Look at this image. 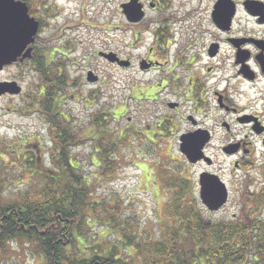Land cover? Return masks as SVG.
I'll list each match as a JSON object with an SVG mask.
<instances>
[{"label":"rangeland","instance_id":"1","mask_svg":"<svg viewBox=\"0 0 264 264\" xmlns=\"http://www.w3.org/2000/svg\"><path fill=\"white\" fill-rule=\"evenodd\" d=\"M64 1L66 0H62V3ZM121 1H72L73 21L65 24L61 17L45 20L36 45L39 49H47L44 56L48 62L52 61L48 69L56 66L62 69L64 85L59 94L63 98L61 109L65 116L62 120L65 126L77 133L88 131L91 123L99 118L114 135L120 131L128 134L124 143L115 145L114 150H111V158L115 159V163L102 176L98 175L97 167L93 165L94 141L84 140L72 149L74 163L79 164L80 173L85 175L88 185L91 186L88 197L90 204L86 210L88 215L82 220L83 224L75 236L74 244L82 242L110 249L112 244H120L117 236L128 243L124 236L126 232L133 235L128 239L137 240L138 236L142 242L136 248L127 244L120 256L128 264H142L145 246L151 244L150 240L155 242L160 238L156 216L162 214L166 203L163 187L167 176L163 177L159 173V187L156 186L153 193V177L146 180V170L154 168L151 167V162H158L156 167L160 171L159 163L162 161L168 167H180L179 176L193 180L196 179L200 167L190 168L184 163L176 136H156L155 143H152L141 132L152 119L171 114V109L162 104L164 100L171 99L167 90L164 89V92L158 94L159 103L154 107L149 101L139 99L135 92L139 79L148 78L151 74L143 76L136 67L126 71L119 70L98 54L108 50L123 54V47V51L135 61L145 49H131V36L127 35L124 39L118 36L120 33L115 32L118 31L115 24L119 25L116 10ZM44 3L46 1L43 0ZM43 4L39 0L34 6L41 11ZM166 60H170L169 57ZM89 70L99 76V82L91 83L87 80ZM5 81L17 82L21 86V92L0 95V199H21L24 193L39 192L41 189L39 182H29L34 178H31V171L24 168V156L27 158L30 153H34V159L39 165L53 168L50 152L51 126L47 118L42 116V109H39L42 107L39 103L42 100L39 91L43 82L32 63L27 61L3 67L0 69V82ZM165 83L164 81L162 86ZM254 85V97L259 100L264 94V81ZM262 103L263 100L255 102L253 107L264 122ZM133 128L136 130L133 131ZM247 140L251 141L250 135ZM254 140L256 150L248 158L253 166L244 175H240L243 182H240L238 191L232 192L231 201L222 209L212 211L198 205L207 219L216 223L230 222L240 219L242 213H247L258 221V225L264 226L263 209L253 207L243 195L248 182L250 190L258 189L264 183V148L259 142L260 139ZM229 163L224 161L218 165L228 167ZM160 219L164 225L169 218ZM34 248L32 242H8L0 250V264H38L40 259ZM254 257L259 260L257 256ZM255 261L251 254L245 264H256Z\"/></svg>","mask_w":264,"mask_h":264},{"label":"flooded vegetation","instance_id":"2","mask_svg":"<svg viewBox=\"0 0 264 264\" xmlns=\"http://www.w3.org/2000/svg\"><path fill=\"white\" fill-rule=\"evenodd\" d=\"M14 1L25 3L28 14L39 26L33 42L25 48L31 49L29 60L14 64L31 62L40 52L44 67L39 74L43 82L39 94L46 100L48 82L63 76L61 67L48 69L52 61L48 62L44 56L46 48L37 47L38 34L45 20L61 17L65 24L72 22L71 3L78 0L63 3L62 0H44V4L41 0V11L34 6L39 0ZM130 1L122 0L117 7L119 25L115 24L118 30L115 32L124 39L130 35V48L144 47L143 53H139L135 61L123 47H120L123 54L115 50L98 54L119 70L136 67L143 76L151 74L139 79L135 92L139 99L149 101L154 107L159 103L158 94L167 90L171 99L162 104L171 109V114L152 119L141 132L151 137V142L156 136H176L178 150L182 135L192 139L189 144L199 148L200 158L189 162L181 155L188 167H200L193 179L194 189L199 193L201 175L219 178L227 191L226 203L217 210L222 209L243 182L240 175L253 166L248 158L256 150L254 139H260L264 148V122L253 107L260 100L264 105V94L258 100L252 91L254 83L264 81V0H137L142 11L138 21L128 19L125 5ZM107 53L114 54L118 60H107L103 56ZM118 61H123V65ZM88 72L87 76L94 78L91 83L99 82L97 74ZM249 135L251 141L247 140ZM224 161L230 162L228 167L218 165ZM249 187L248 182L243 195L251 193V199L258 189H264V185L251 190ZM251 204L255 207L253 201ZM203 208L207 209L205 205ZM38 264L45 262L40 259Z\"/></svg>","mask_w":264,"mask_h":264},{"label":"trees","instance_id":"3","mask_svg":"<svg viewBox=\"0 0 264 264\" xmlns=\"http://www.w3.org/2000/svg\"><path fill=\"white\" fill-rule=\"evenodd\" d=\"M39 55L40 52L31 61L38 74L44 67V60ZM63 84L60 78L49 81L47 98L39 101L42 106L39 109L52 125L53 168L39 165L34 153L23 157L24 168L29 169L34 178L29 182H39L41 189L24 193L21 199H0V250L8 242L25 241L35 245L36 254L45 264H128L120 256L121 252L127 244L132 248L139 247L142 241L138 236L137 240H131L128 237L133 235L125 232L128 243L117 236L120 244H112L110 249L82 242L74 244L82 220L88 215L91 186L80 173L79 164L74 163L72 151L84 140L94 141L93 165L102 176L115 163L111 150L124 143L128 134L120 131L114 135L99 118L91 123L88 131L77 133L65 126L61 109L63 98L58 92ZM144 138L150 141L151 137ZM150 165L154 168L146 170V180L153 177V193L154 188L159 187V173L167 176L163 187L166 203L162 214L156 216L160 238L155 242L150 240L151 244L145 246L142 264H245L251 254L256 264H264L263 225H258V221L247 213L230 222L216 223L207 219L198 208L200 201L193 180L179 176L180 167H168L161 161L158 171V162ZM245 197L248 202L253 201L255 208L264 211V189H258L252 199L251 193ZM162 217L169 218L167 224L162 225Z\"/></svg>","mask_w":264,"mask_h":264},{"label":"water","instance_id":"4","mask_svg":"<svg viewBox=\"0 0 264 264\" xmlns=\"http://www.w3.org/2000/svg\"><path fill=\"white\" fill-rule=\"evenodd\" d=\"M136 1L131 0L125 5V8L128 7L127 13L130 21H138L142 17L140 5L136 4ZM37 30L38 22L28 15L25 3L0 0V69L4 65L17 60L22 61L31 56V49L25 50V48L33 42ZM20 55L22 56L18 59ZM103 56L112 62L118 60L112 53L103 54ZM118 62L119 65H123V61ZM89 75L87 79L94 81V78L89 77ZM19 91L20 87L15 81L0 82V95L6 92L18 93ZM189 139L187 135L180 137V152L186 156L188 161L195 162L200 158L199 148L191 146ZM199 182L201 186L200 199L209 210H215L226 202L227 191L224 184L216 176L204 177L201 175Z\"/></svg>","mask_w":264,"mask_h":264}]
</instances>
